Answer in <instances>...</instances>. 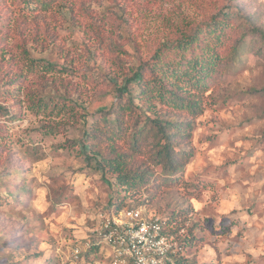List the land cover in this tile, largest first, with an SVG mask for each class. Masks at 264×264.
I'll return each instance as SVG.
<instances>
[{
    "label": "rangeland",
    "instance_id": "obj_1",
    "mask_svg": "<svg viewBox=\"0 0 264 264\" xmlns=\"http://www.w3.org/2000/svg\"><path fill=\"white\" fill-rule=\"evenodd\" d=\"M58 3L33 13L0 0V97L16 117L0 121V264L66 263L70 244L102 218L137 208L164 220L181 214L179 239L170 237L181 264H264V47L253 38L245 34L207 93L178 187L128 196L94 168L83 140L115 103L122 79L112 78L217 15L264 33V0ZM39 98L48 107L30 109ZM190 228L196 244L179 245Z\"/></svg>",
    "mask_w": 264,
    "mask_h": 264
},
{
    "label": "trees",
    "instance_id": "obj_2",
    "mask_svg": "<svg viewBox=\"0 0 264 264\" xmlns=\"http://www.w3.org/2000/svg\"><path fill=\"white\" fill-rule=\"evenodd\" d=\"M19 1L34 13L49 11L60 0ZM245 34L250 40L253 38L259 49L264 47V33L243 32L229 15H217L181 32L158 48L149 60L112 78L114 84L122 79L119 86L115 85V103L108 113L88 123L83 133L92 156L87 159L94 162V168L114 176L131 197L178 187L194 154L191 138L195 120L204 111L207 93L219 85L225 67L240 56L238 50ZM5 94L2 91L0 96ZM11 94L20 96L14 90ZM4 100L0 97V121H12L16 117L2 105ZM64 103L62 100L56 109ZM48 104V100L39 98L30 99L28 106L38 110ZM51 132L59 133L54 129ZM5 200L0 195V204ZM180 217V213L172 214L162 224L166 235L176 240L184 226ZM189 232L188 239H180L179 245L196 244L191 228ZM98 253L97 248H92L86 260L98 259ZM173 263L181 264L177 256ZM47 264L56 263L51 260Z\"/></svg>",
    "mask_w": 264,
    "mask_h": 264
},
{
    "label": "built area",
    "instance_id": "obj_3",
    "mask_svg": "<svg viewBox=\"0 0 264 264\" xmlns=\"http://www.w3.org/2000/svg\"><path fill=\"white\" fill-rule=\"evenodd\" d=\"M119 216L102 218L91 233L74 240L69 259L59 264H174L176 244L163 230L164 219L143 209H124ZM92 248L98 259L86 260Z\"/></svg>",
    "mask_w": 264,
    "mask_h": 264
}]
</instances>
